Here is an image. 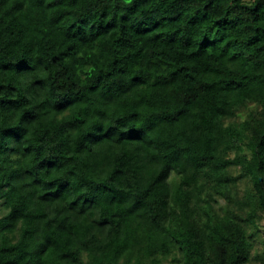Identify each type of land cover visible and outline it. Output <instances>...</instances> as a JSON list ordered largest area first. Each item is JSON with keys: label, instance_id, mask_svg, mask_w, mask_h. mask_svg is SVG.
Here are the masks:
<instances>
[{"label": "clouds", "instance_id": "9594fccd", "mask_svg": "<svg viewBox=\"0 0 264 264\" xmlns=\"http://www.w3.org/2000/svg\"><path fill=\"white\" fill-rule=\"evenodd\" d=\"M0 264H264V0H0Z\"/></svg>", "mask_w": 264, "mask_h": 264}]
</instances>
